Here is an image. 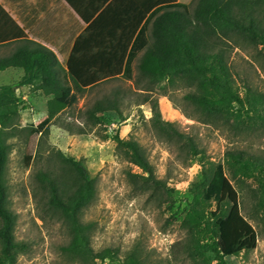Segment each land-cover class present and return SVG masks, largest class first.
<instances>
[{
	"label": "trees",
	"instance_id": "16d2710c",
	"mask_svg": "<svg viewBox=\"0 0 264 264\" xmlns=\"http://www.w3.org/2000/svg\"><path fill=\"white\" fill-rule=\"evenodd\" d=\"M175 1L152 11L127 57L124 53L122 71L101 80L120 76L132 80L135 62L142 54L138 68L140 79L146 83V92L141 95V103L148 102L155 90H165L183 81L194 87L186 94V100L206 117L225 122L240 135L244 130L246 133L264 131V91L248 82L242 97L227 60V44L246 43L257 51L264 50V0H195L193 8L189 0ZM8 68H21L24 75L18 82L0 85V264H19L20 256L28 251L29 245L16 238V216L7 205L6 180L12 149L9 138L18 130L21 111L27 105V101L19 97V91L25 86H34L53 96L49 100L48 116L38 125H29L32 134L40 136L47 134L55 116L63 110L66 103L61 97L69 85L62 77L56 55L30 40L9 56L0 58V71ZM69 71L75 94H82L89 86L101 82L85 83L72 67ZM118 100L113 97L97 101L87 111L89 118L95 120L94 124L101 123L108 111H115L122 118ZM155 112V121L163 128L167 139L180 148L182 154L202 163L205 153L194 138L163 119L157 110ZM80 133L86 131L83 129ZM113 139L126 159L142 170L127 173L135 190L151 193L160 200V205L176 202L179 191L157 177L140 144L134 139L121 138L119 131ZM56 157L60 161L58 172L39 170L35 181L45 210L59 215L67 227L69 241L62 246L63 253L82 264H105L107 260L116 264H160L146 257L139 246L130 249L123 258L117 248L93 246L94 223L85 221L83 213L96 198V177L88 175L76 156L57 151ZM228 174L241 196L250 193L249 199L253 200L250 218L264 224V155L242 147L229 148L225 162L214 163L209 171L204 166L187 190L189 209L181 220L187 235L174 247H180L194 264H228V256L256 248L258 233L241 232L238 227L233 230L227 247L220 248L219 229L230 214L232 202L223 201L220 212L213 218L210 209L214 202L221 201ZM252 177H257V186L248 183Z\"/></svg>",
	"mask_w": 264,
	"mask_h": 264
},
{
	"label": "rangeland",
	"instance_id": "374dc122",
	"mask_svg": "<svg viewBox=\"0 0 264 264\" xmlns=\"http://www.w3.org/2000/svg\"><path fill=\"white\" fill-rule=\"evenodd\" d=\"M194 3H189L191 8ZM141 56L135 62L132 80L120 76L90 87L82 94H75L69 83L61 97L66 104L49 125L47 134L33 135L29 125H38L48 116L50 99L27 100L19 128L9 138L12 149L6 171L7 205L16 216L15 235L29 245L28 251L20 256L19 264H82L63 253L62 246L69 241L67 227L59 215L45 210L35 181L39 170L58 172L57 151L76 156L88 175L96 177V198L83 213L85 221L94 223L93 246L117 248L121 258L139 246L146 257L160 264H194L180 247L174 246L187 235L181 225L189 209L187 190L204 166L209 171L214 163H224L229 148L242 147L264 155V131L246 133L244 130L240 135L225 122L206 117L186 100V94L194 87L183 81L165 90H155L148 102L141 103V95L146 92V83L140 79L138 68ZM227 60L242 97L248 82L264 91V50L257 51L246 43L227 44ZM9 83L0 78V85ZM113 97L119 99L124 118L108 111L101 123L94 124L88 109L97 101ZM156 110L163 119L194 138L205 153L202 163L182 154L167 139L155 121ZM83 129L86 133H80ZM116 131L121 138L134 139L140 144L157 177L179 191L176 202L160 205V200L151 193L135 190L127 173L142 170L118 149L113 139ZM248 183L257 186V177L250 178ZM249 194L241 196L228 174L221 201L214 202L210 209L213 218L220 212L223 201L232 202L230 214L219 229L221 250L231 242L235 227L241 232L258 233L256 248L228 256V264H264V224L250 218L253 200ZM105 264L116 262L107 260Z\"/></svg>",
	"mask_w": 264,
	"mask_h": 264
},
{
	"label": "crops",
	"instance_id": "0c3cea01",
	"mask_svg": "<svg viewBox=\"0 0 264 264\" xmlns=\"http://www.w3.org/2000/svg\"><path fill=\"white\" fill-rule=\"evenodd\" d=\"M168 2L174 0H0V58L30 40L56 55L67 84H72L69 67L83 82L96 83L122 71L124 53L138 31L153 10ZM17 69L0 71V78L18 82L24 70ZM19 96L53 98L34 86H25Z\"/></svg>",
	"mask_w": 264,
	"mask_h": 264
}]
</instances>
